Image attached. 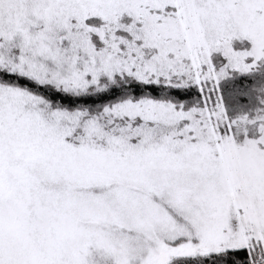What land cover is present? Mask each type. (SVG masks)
<instances>
[{
	"label": "snow or ice",
	"instance_id": "6c2138e0",
	"mask_svg": "<svg viewBox=\"0 0 264 264\" xmlns=\"http://www.w3.org/2000/svg\"><path fill=\"white\" fill-rule=\"evenodd\" d=\"M0 264H264V0H0Z\"/></svg>",
	"mask_w": 264,
	"mask_h": 264
}]
</instances>
